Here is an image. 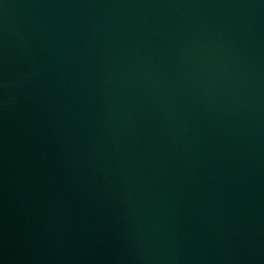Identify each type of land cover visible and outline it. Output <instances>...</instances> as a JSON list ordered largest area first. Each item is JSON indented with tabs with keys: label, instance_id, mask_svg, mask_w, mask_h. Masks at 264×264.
Here are the masks:
<instances>
[{
	"label": "water",
	"instance_id": "95a60500",
	"mask_svg": "<svg viewBox=\"0 0 264 264\" xmlns=\"http://www.w3.org/2000/svg\"><path fill=\"white\" fill-rule=\"evenodd\" d=\"M0 264H264V0H0Z\"/></svg>",
	"mask_w": 264,
	"mask_h": 264
}]
</instances>
